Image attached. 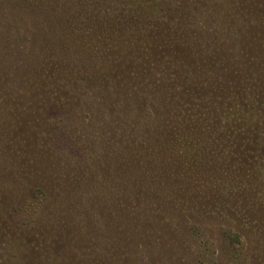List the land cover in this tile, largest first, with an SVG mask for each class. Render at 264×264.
<instances>
[{
    "label": "rangeland",
    "instance_id": "obj_1",
    "mask_svg": "<svg viewBox=\"0 0 264 264\" xmlns=\"http://www.w3.org/2000/svg\"><path fill=\"white\" fill-rule=\"evenodd\" d=\"M125 1L0 0V264H264V0H150L170 9L165 63L109 29ZM86 17L96 30H70ZM182 65L199 134L221 127L193 156L160 107ZM134 145L155 151L124 185ZM36 182L56 196L39 204Z\"/></svg>",
    "mask_w": 264,
    "mask_h": 264
},
{
    "label": "trees",
    "instance_id": "obj_2",
    "mask_svg": "<svg viewBox=\"0 0 264 264\" xmlns=\"http://www.w3.org/2000/svg\"><path fill=\"white\" fill-rule=\"evenodd\" d=\"M120 1H125V0H120ZM124 4L127 7H125V9H123L122 11H111L112 9H108L111 13L116 12V14H117L116 17H108V19H112L111 25L117 26V23H116L117 20L121 16H125L122 19L124 26L122 28L109 27V29H111V30L112 29H115V30L119 29L121 32L124 33L126 31V28H127V26H125V25H129L131 27V29L132 28L134 29V33L132 35H133V39H135V42H132V44H134V46H137L140 53L143 52L142 51L143 49H146L148 52H151L153 49H155L156 51H160L162 56H163V58L160 60V62L165 63V61H167V58L169 56L168 52L166 50V40L168 41L169 39L167 38L166 35L170 32V30L165 26V24H167V19L165 16L170 12V9L164 7L163 4H160V5H156L157 3L153 4V2H151L150 0H146L145 2H142L140 0H127V1H125ZM80 20L82 22H84V25L86 24L87 27L84 29H81L82 26L80 25V23L78 21L74 20L72 22V26H71L70 30H73V32H75V33L81 32L83 34H87L88 32L94 31V30H96V28H98L97 27L98 25H96V22H94L93 20H91L88 17L84 18V20H82V18H80ZM104 31H107L106 24L100 23V29L95 31L94 34L99 35V34L103 33ZM160 36H164L165 41L160 40L159 39ZM136 41H138V42H136ZM176 52L177 51L171 52L172 56L184 57V54L185 53L187 54L189 52V50L188 49L184 50V52L179 51L180 54H176ZM186 57L187 58L184 59L186 61V63L194 64V62H195V61H193L194 56H191L190 54H188ZM212 60H213V58H212ZM152 66L154 67V64ZM215 67L218 69V67H220V65L219 64L213 65V68H215ZM169 71L173 72L171 65H170ZM176 72H177L178 76L180 77V79H178L179 81H177V83H176V88H177L180 95H175L173 89H169L170 87H173V86L168 85L167 88L169 89V91L171 93L170 94L171 96L168 99H171L172 101L165 102V104L163 106H160L161 109L166 112L165 114L168 115L170 118H173V119L177 118V120H180L181 118H183V123H181L179 125L180 126V135H182V136H179L178 134H173V132H172L171 141H173L176 144H181L180 147H182V149L181 148H179V149H181V152H183V154L184 153L186 154V152H187V154H190L189 152L192 153L193 149H195L194 147L198 146V145H199V147H196V148H198L201 153L205 152V149H209V147H211V145L218 142V139L216 137H218V135L220 136L219 130L221 127L220 126L217 127V125L215 126L216 131L213 130L214 135L212 134L211 131H209L208 135L205 134V135H207V136H205L203 133V130H202L204 128L200 129V133H202V136L199 134V132H198L199 128L193 124L196 121L191 118V112L193 111L192 110L193 108L191 107V105L185 106L182 103L183 101L180 100V97H182L184 99H188V97H190V95H191L188 92H182L181 91V89L185 88L184 87L185 83L183 81V78L188 77L187 67L182 65L181 67H178L176 69ZM83 80H86V78ZM75 88H76V85H74L73 90H75ZM192 95L195 97L197 96V94L195 92H193ZM176 96L178 98V101H175ZM172 97H174V98L172 99ZM196 100L199 101L197 97H196ZM223 102L226 103V104H222V105L226 106L225 109H223V107H221L222 106L221 103H219L218 105H217V103H214V105L217 106L218 118L219 119L220 118H226L227 122L222 120V124H223V127L225 129V130H223V132L226 135V137L225 136L223 137V140L224 139L228 140V139H230L229 132L231 131V129H230L231 127L229 126V120L231 118L230 114H229L230 113V105H228L226 100H224ZM208 106H210V104L206 105L205 108ZM197 108H199V107L197 106ZM243 109H244V106H241L240 110L242 111V113H243ZM251 111L256 112L254 106L251 108ZM197 112H200V109H198ZM256 114L254 115L255 117H253L254 119H258V115H256ZM200 116H201V112H200ZM187 125H189V126H187ZM260 125H261L260 123L258 125L255 124L254 127L258 128V126H260ZM258 132H260V129H257V133ZM174 135H175V137H174ZM30 138H32V137H30ZM220 138H222V137H220ZM33 144L36 148H42L38 145L37 141L33 142ZM256 144H257V142L253 141V147ZM151 145H152V143H151ZM200 146H202V148ZM136 150H141V153H140V155L137 156V158L132 157L133 151H136ZM127 151H128L127 156H126V158L124 156L123 166L120 169V171L122 173L121 175H123V178H124V182H123L124 185L130 184V182L138 180V178L134 176L133 172H128L126 170V168L129 169L133 165L135 169H138L139 166L144 165V163L151 166L152 152L155 150L152 149L151 147L148 148L145 146L134 145L132 149H127ZM42 152L44 154L43 158L46 157V153H47L46 149L43 148ZM193 154L194 153H192V156H193ZM190 155H188V156H190ZM25 160H26V158H25ZM107 173L109 174V171H107ZM140 182L141 181L139 180L138 184L134 185V188H137V186L139 185ZM36 185H37V187L35 186L31 195L36 200H37L36 197H38L37 195L41 196L39 204H42L43 202H47L48 198H49L48 195L51 194L49 191L50 189H48L46 186H44L43 188L39 187L37 182H36ZM124 185H121V187H123ZM52 192L55 193V191H52ZM52 196H56V195L51 194L50 197H52ZM51 199L55 203H57L59 206H61L60 202H64L62 200L60 201L58 196L54 197V199L53 198H51ZM74 204H75V201H73L71 203V205H74ZM67 206H69V205H67ZM232 237H233V239H232L233 243H235V242L238 243L240 241V237L238 235H234Z\"/></svg>",
    "mask_w": 264,
    "mask_h": 264
}]
</instances>
